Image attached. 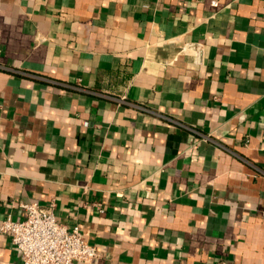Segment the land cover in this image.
I'll list each match as a JSON object with an SVG mask.
<instances>
[{
	"label": "crops",
	"instance_id": "obj_1",
	"mask_svg": "<svg viewBox=\"0 0 264 264\" xmlns=\"http://www.w3.org/2000/svg\"><path fill=\"white\" fill-rule=\"evenodd\" d=\"M30 201L75 264H264V0H0V223Z\"/></svg>",
	"mask_w": 264,
	"mask_h": 264
},
{
	"label": "built area",
	"instance_id": "obj_2",
	"mask_svg": "<svg viewBox=\"0 0 264 264\" xmlns=\"http://www.w3.org/2000/svg\"><path fill=\"white\" fill-rule=\"evenodd\" d=\"M22 220L10 216L0 223V236L10 235L20 250L23 264H75L91 262L98 257L97 248L88 243L80 226L61 223L49 207L38 202H21Z\"/></svg>",
	"mask_w": 264,
	"mask_h": 264
}]
</instances>
